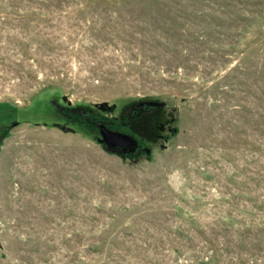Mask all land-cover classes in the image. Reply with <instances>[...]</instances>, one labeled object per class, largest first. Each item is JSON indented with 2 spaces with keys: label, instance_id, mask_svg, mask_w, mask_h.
Masks as SVG:
<instances>
[{
  "label": "rangeland",
  "instance_id": "rangeland-1",
  "mask_svg": "<svg viewBox=\"0 0 264 264\" xmlns=\"http://www.w3.org/2000/svg\"><path fill=\"white\" fill-rule=\"evenodd\" d=\"M0 264H264V0H0Z\"/></svg>",
  "mask_w": 264,
  "mask_h": 264
},
{
  "label": "water",
  "instance_id": "water-1",
  "mask_svg": "<svg viewBox=\"0 0 264 264\" xmlns=\"http://www.w3.org/2000/svg\"><path fill=\"white\" fill-rule=\"evenodd\" d=\"M63 99L65 100L66 97H63ZM145 105L155 106L161 104L157 102H149L145 103ZM98 128L100 131L98 142L103 144L108 152L127 154L134 152L139 145L135 137L128 133L108 129L104 124H98ZM62 129L65 130L66 126H63ZM147 151L149 152V149H147Z\"/></svg>",
  "mask_w": 264,
  "mask_h": 264
},
{
  "label": "flooded vegetation",
  "instance_id": "flooded-vegetation-1",
  "mask_svg": "<svg viewBox=\"0 0 264 264\" xmlns=\"http://www.w3.org/2000/svg\"><path fill=\"white\" fill-rule=\"evenodd\" d=\"M87 115V114H86ZM100 121H96L95 122V125H97L98 126V124H101V123H99ZM126 122L125 121H122V125L125 127L126 126ZM58 125V124H57ZM64 126V125H63ZM63 126H61V128L63 127ZM108 129H111V130H116V131H121V129H119V128H110V127H108V125H105ZM65 130H67V131H72V129L70 128V127H67L66 126V129ZM98 130H99V128H98ZM121 132H123V133H126L125 131H121ZM99 134H100V131H99ZM137 140V139H136ZM138 141V140H137ZM138 147L136 148V150L134 151V152H130V153H127V154H122V155H129V156H134L135 154H137V153H139V152H141L143 149H147L146 147H145V145L143 144V143H141V142H139L138 141Z\"/></svg>",
  "mask_w": 264,
  "mask_h": 264
},
{
  "label": "trees",
  "instance_id": "trees-1",
  "mask_svg": "<svg viewBox=\"0 0 264 264\" xmlns=\"http://www.w3.org/2000/svg\"><path fill=\"white\" fill-rule=\"evenodd\" d=\"M83 113H84V112H83ZM86 114H87V112H85V113H84L85 116L90 115V113H88L87 115H86ZM94 118H95V116L92 117V120H93ZM95 119H97L96 121H100L99 123L103 124V122H102L101 120H98V117H96ZM73 120H75V121H77V122H79V121H83L85 124H89V125H90V124H94L93 126L98 128V126L95 125V122H93V121H89V120H84V118L81 119V118H79V117L77 118V116H75V118H74ZM94 121H95V120H94ZM104 125H105V124H104ZM112 127H113L114 129H115V127H116V128L121 129V130L124 128V126H123L121 123H120L119 125H117V126H116V125H115V126L112 125Z\"/></svg>",
  "mask_w": 264,
  "mask_h": 264
}]
</instances>
